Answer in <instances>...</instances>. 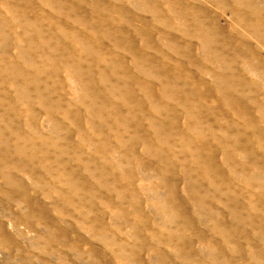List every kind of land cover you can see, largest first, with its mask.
Here are the masks:
<instances>
[{
    "label": "rangeland",
    "instance_id": "rangeland-1",
    "mask_svg": "<svg viewBox=\"0 0 264 264\" xmlns=\"http://www.w3.org/2000/svg\"><path fill=\"white\" fill-rule=\"evenodd\" d=\"M177 1L0 0V264H264V0Z\"/></svg>",
    "mask_w": 264,
    "mask_h": 264
},
{
    "label": "bare ground",
    "instance_id": "bare-ground-1",
    "mask_svg": "<svg viewBox=\"0 0 264 264\" xmlns=\"http://www.w3.org/2000/svg\"><path fill=\"white\" fill-rule=\"evenodd\" d=\"M115 1H116V0H115ZM161 1H162V0H161ZM178 1H180V0H178ZM178 1H177V2H178ZM233 2H234V1H233ZM157 3H158V2H157ZM157 3H156V4H157ZM238 3H239V2L237 1V4H238ZM251 3H252V2H251ZM158 4H159V3H158ZM158 4H157V5H158ZM180 4H182V3H180ZM185 4H186V3H185ZM247 4H248V5L250 4L249 1H248ZM169 5H170V4H169ZM177 5H178V4H177ZM184 6H185V5H184ZM186 6H187V5H186ZM186 6H185V8H186ZM254 6H255V5H254ZM178 7H179V6H178ZM237 7H238V6H237ZM255 7H256V6H255ZM185 8H184V9H185ZM162 10H163V9H162ZM241 10H242V9H241ZM250 10L253 11V10L251 9V7H250ZM254 10H255V9H254ZM256 10H258V9H256ZM256 10H255V11H256ZM175 11H176V10H175ZM162 12H163V11H162ZM245 12H249V11H248V10H245ZM65 13H66V12H65ZM197 13H198V12H197ZM260 13H261V12H260ZM67 14H68V13H67ZM154 14H157V11H156V13H154ZM154 14H153V19L155 20V16H157V15H154ZM159 14H161V13H159ZM184 14H185V13H181V14L178 15V17H179L180 20H184V19H183L184 17H185V19H186V16H187V15L185 16ZM236 14H237V13H236ZM261 14H262V13H261ZM183 15H184V17H183ZM237 15H238V14H237ZM241 15H242V14H241ZM258 15H259V14H258ZM67 16H68V15H67ZM130 16H131V15H130ZM167 16H168V15H167ZM238 16H239V15H238ZM261 16H262V15H261ZM168 17H169V16H168ZM182 17H183V18H182ZM246 17H247V16H246ZM192 18H193V17H192ZM156 19H157V18H156ZM164 19H166V18H164ZM247 19H248V18H247ZM247 19H245V20H247ZM240 20H241V19H240ZM248 20H249V19H248ZM187 21H188V20H187ZM192 21H193V19H192ZM255 21H256V20H255ZM183 22H184V21H183ZM190 23H191V22H190ZM255 23H256V22H255ZM245 24H246V23H245ZM194 25H195V24H194ZM91 26H94V25H91ZM95 27H96V26H95ZM95 31H96V30H95ZM214 31H215V34H220V33H221V29H219L217 25H214ZM203 32H204V29H203V31H202L200 34H203ZM166 33H167V32H166ZM263 33H264V32H263ZM52 34H54V33L52 32ZM198 34H199V33H198ZM54 35H55V34H54ZM114 35H115V34H114ZM94 36H97V35L94 34ZM115 36H116V35H115ZM168 37H169V36H168ZM53 38H54V37H53ZM94 38H95V37H94ZM169 38H170V37H169ZM210 38H211V37H210ZM113 39H114V38H113ZM170 40H171V39H170ZM53 41H54V40H53ZM116 41H117V40H116ZM116 41H115V42H116ZM227 41H228V40H227ZM117 42H118V41H117ZM53 43H54V42H53ZM131 44H133V43H131ZM212 44H213V43H212ZM212 44H211V45H212ZM219 45H220V44H219ZM130 46H131V45H130ZM170 46H171V45H170ZM172 46H173V45H172ZM218 47H219V46H218ZM243 47H244V46H243ZM247 47H248V46H247ZM118 48H119V47H118ZM128 48H129V47H128ZM130 48H131V47H130ZM211 48H212V47H211ZM213 48H214V47H213ZM213 48H212V49H213ZM242 49H243V48H242ZM246 49H247V48H246ZM213 50H214V49H213ZM221 50H222V49H221ZM224 50H225V49H224ZM249 50H250V49H249ZM249 50H248V51H249ZM225 51H226V50H225ZM135 52H136V51H135ZM215 52H216V50H215ZM251 54H252V53H251ZM252 55H253V54H252ZM216 56H217V55H216ZM218 56H219V55H218ZM255 56H256V55H255ZM214 57H215V56H214ZM214 57H213V58H214ZM231 57H232V56H231ZM258 57H259V56H258ZM135 58H136V57H135ZM216 58H218V57H216ZM220 59H221V56H220ZM227 59H229V58H227ZM232 59H233V58H232ZM246 59H247V58H246ZM260 59H261V57H260ZM147 60H148V59H147ZM222 60H223V59H222ZM224 60H225V59H224ZM256 60H257V57H256ZM261 60H262V59H261ZM227 61H228V60H227ZM229 61H230V60H229ZM229 61L226 62V60H225V61H224V64L222 63L223 66H224V68L227 69V70H228V68L231 69V68L233 67L231 62H234V60H233V61H230V62H229ZM245 61H246V60H245ZM262 61H263V60H262ZM262 61L257 60V65H256V66L260 67L261 70L264 72V63H263ZM150 62H151V61H149L148 63L150 64ZM225 62H226V63H225ZM248 62H249V61H248ZM135 63H136V62H135ZM138 63H139V62H138ZM148 63H147V64H148ZM215 63H216V62H215ZM217 63H218V62H217ZM219 63L221 64V62H219ZM219 63H218V64H219ZM136 64H137V63H136ZM139 64H140V63H139ZM222 64H221V65H222ZM245 64H246V63H245ZM215 65H216V64H215ZM233 65H234V63H233ZM216 66H218V65H216ZM219 66H220V65H219ZM252 66H253V68H254V65H252ZM245 67H246V66H245ZM219 68H220V69H224L223 67H222V68L219 67ZM249 68H250V67H249ZM251 68H252V67H251ZM233 69H234V68H233ZM244 69H245V68H244ZM254 69H255V68H254ZM227 70H226V71H227ZM246 70H247V68H246ZM231 71H232V69H231ZM263 74H264V73H263ZM84 87H85V86H84ZM89 88H90V87H89ZM88 91H89V90H88ZM225 91H226V90H225ZM225 91H224V92H225ZM90 92H91V91H90ZM90 94H91V93H90ZM238 101L240 102V100H238ZM188 103H189V102H188ZM259 108H260V107H259ZM263 110H264V109H263ZM261 111H262V110L260 109V112H261ZM122 136H123V135H122ZM123 137H124V136H123ZM258 138H259V137H258ZM263 138H264V137H263ZM260 141H261V140H260ZM263 142H264V141H263ZM235 144H237V143H235ZM235 144H234V145H235ZM229 146H230V145H229ZM235 146H236V145H235ZM238 147H239V146H238ZM228 148H229V147H228ZM236 150H237V149H236ZM236 152H238V151H236ZM249 168H250V167H249ZM249 168H248V169H249ZM248 169H247V170H248ZM250 169H251V168H250Z\"/></svg>",
    "mask_w": 264,
    "mask_h": 264
}]
</instances>
